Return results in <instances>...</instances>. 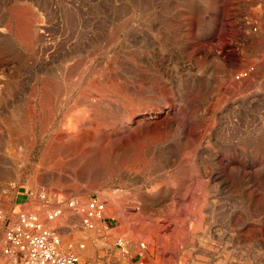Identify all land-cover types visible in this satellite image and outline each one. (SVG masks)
<instances>
[{
  "label": "rangeland",
  "instance_id": "374dc122",
  "mask_svg": "<svg viewBox=\"0 0 264 264\" xmlns=\"http://www.w3.org/2000/svg\"><path fill=\"white\" fill-rule=\"evenodd\" d=\"M263 6L0 0V191L101 200L82 264H264Z\"/></svg>",
  "mask_w": 264,
  "mask_h": 264
},
{
  "label": "built area",
  "instance_id": "2783aa9c",
  "mask_svg": "<svg viewBox=\"0 0 264 264\" xmlns=\"http://www.w3.org/2000/svg\"><path fill=\"white\" fill-rule=\"evenodd\" d=\"M260 9L264 14V6ZM248 15L243 30L260 34L258 21ZM256 72V65L250 62L232 80L247 81ZM9 190L11 184L0 191V264H82L80 252L86 248L87 234L97 231L103 240L107 237L103 205L97 197L80 201L39 188L22 194L17 191L9 201ZM75 232L79 235L73 239ZM114 247L127 264H144L143 242L116 237Z\"/></svg>",
  "mask_w": 264,
  "mask_h": 264
},
{
  "label": "bare ground",
  "instance_id": "6f19581e",
  "mask_svg": "<svg viewBox=\"0 0 264 264\" xmlns=\"http://www.w3.org/2000/svg\"><path fill=\"white\" fill-rule=\"evenodd\" d=\"M87 252H89V250L82 251V252H81L82 256H83V257H84V255L86 256V255L88 254Z\"/></svg>",
  "mask_w": 264,
  "mask_h": 264
}]
</instances>
